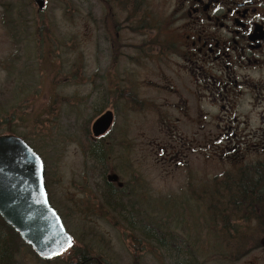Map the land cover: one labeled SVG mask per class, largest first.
I'll list each match as a JSON object with an SVG mask.
<instances>
[{"label": "rangeland", "instance_id": "1", "mask_svg": "<svg viewBox=\"0 0 264 264\" xmlns=\"http://www.w3.org/2000/svg\"><path fill=\"white\" fill-rule=\"evenodd\" d=\"M170 4L46 0L39 8L33 0H0V136L21 137L43 159L51 205L75 240L51 263L23 244L20 264H74L77 249L103 264H184L186 238L192 264H234V229L213 219L220 215L207 196L229 166L180 141L192 128L178 115L161 116L165 96L151 88L170 67L158 65L157 73L136 51L150 26L167 24ZM139 87L153 103L137 109L123 94ZM107 111L114 123L95 138L92 126ZM96 145L105 147L106 166L92 152ZM165 148L182 150L186 164L169 161ZM110 170L118 177L116 208L107 203ZM149 225L165 247L136 249Z\"/></svg>", "mask_w": 264, "mask_h": 264}, {"label": "flooded vegetation", "instance_id": "2", "mask_svg": "<svg viewBox=\"0 0 264 264\" xmlns=\"http://www.w3.org/2000/svg\"><path fill=\"white\" fill-rule=\"evenodd\" d=\"M166 22L150 26L136 49L157 73L158 65L170 67L161 70L162 84L151 86L165 96L159 114L178 115L192 128L180 141L234 173V203L241 199L234 205V264H264V0H172ZM141 91L126 89L125 101L148 107L153 101ZM164 152L177 167L186 164L182 150ZM182 242L183 262L192 264V244Z\"/></svg>", "mask_w": 264, "mask_h": 264}, {"label": "water", "instance_id": "3", "mask_svg": "<svg viewBox=\"0 0 264 264\" xmlns=\"http://www.w3.org/2000/svg\"><path fill=\"white\" fill-rule=\"evenodd\" d=\"M33 1L39 8L46 2ZM113 122L111 111L101 115L92 126L93 136H104ZM0 216L42 259L55 257L74 243L50 203L42 158L15 135L0 136Z\"/></svg>", "mask_w": 264, "mask_h": 264}, {"label": "trees", "instance_id": "4", "mask_svg": "<svg viewBox=\"0 0 264 264\" xmlns=\"http://www.w3.org/2000/svg\"><path fill=\"white\" fill-rule=\"evenodd\" d=\"M12 133V132H11ZM93 154L96 155V157L99 159V162L102 165L108 164V159L105 153V147L94 146L92 148ZM101 153H103V156H101ZM105 183L107 185V188H109V194L106 195L107 197V203L110 207L116 208L119 207V204H115L111 201L112 197H115L118 195V191L114 188L112 189V186H114V182H111L108 180L109 176H107V173L105 174ZM48 183V182H47ZM213 186L208 188L207 190V196L211 197V201H213V205L217 207L214 212H218L217 214L220 215V217H215L213 219L220 220L221 223L224 224L222 228L224 229H234V226L232 224L234 223V205L241 206V199L238 200L239 203H234V173L228 172L226 174H223L219 177H216L212 182ZM212 192H211V191ZM117 199V198H116ZM115 199V201H116ZM216 201L220 202V204L216 205ZM221 206L220 208H218ZM123 208V206L120 205ZM225 214H230L228 216H225ZM232 215V216H231ZM144 225V223H143ZM216 226V225H215ZM162 234L161 232L157 231V229L153 226H148L142 235L137 239L138 245H142V248L149 247L152 248V246H159V247H165L163 244L164 241L159 239ZM164 236V235H163ZM156 241L154 243V241ZM25 245V243L22 241L20 235L10 226L8 225L0 216V264H20L17 259L18 251L21 245ZM158 244V245H157ZM180 244V243H178ZM27 245V244H26ZM136 245V248L137 246ZM148 245V246H147ZM152 245V246H151ZM171 248L176 255L180 254L179 248L177 247V243H171ZM85 250H78L76 253V258L78 260H87L90 255H88V252ZM59 257V256H58ZM55 257L54 259L58 258ZM99 264H103L101 261ZM81 263V262H79ZM104 264H109L105 262Z\"/></svg>", "mask_w": 264, "mask_h": 264}]
</instances>
